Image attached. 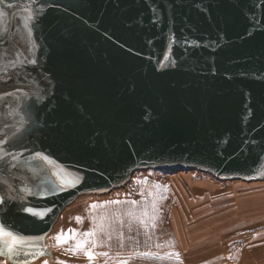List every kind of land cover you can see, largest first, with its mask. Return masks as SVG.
Returning <instances> with one entry per match:
<instances>
[{
	"label": "water",
	"instance_id": "obj_1",
	"mask_svg": "<svg viewBox=\"0 0 264 264\" xmlns=\"http://www.w3.org/2000/svg\"><path fill=\"white\" fill-rule=\"evenodd\" d=\"M149 169L264 182V0H0V257Z\"/></svg>",
	"mask_w": 264,
	"mask_h": 264
},
{
	"label": "rangeland",
	"instance_id": "obj_2",
	"mask_svg": "<svg viewBox=\"0 0 264 264\" xmlns=\"http://www.w3.org/2000/svg\"><path fill=\"white\" fill-rule=\"evenodd\" d=\"M243 182L197 170H138L125 187L81 196L66 208L47 239L53 261L35 264H184L185 253L199 256L206 236L218 230L209 224L240 212L264 215V182ZM61 232L70 238L58 242ZM0 264L10 263L0 257Z\"/></svg>",
	"mask_w": 264,
	"mask_h": 264
},
{
	"label": "crops",
	"instance_id": "obj_3",
	"mask_svg": "<svg viewBox=\"0 0 264 264\" xmlns=\"http://www.w3.org/2000/svg\"><path fill=\"white\" fill-rule=\"evenodd\" d=\"M256 183L260 182L252 184ZM239 214L238 218L228 217L222 224L218 220L214 225L209 224L218 230L206 236L207 242L202 239L200 244L205 243L199 247L206 249L199 256H189L190 251L185 253L184 264H264V229L257 231V227H264V215L256 217L255 212Z\"/></svg>",
	"mask_w": 264,
	"mask_h": 264
},
{
	"label": "snow or ice",
	"instance_id": "obj_4",
	"mask_svg": "<svg viewBox=\"0 0 264 264\" xmlns=\"http://www.w3.org/2000/svg\"><path fill=\"white\" fill-rule=\"evenodd\" d=\"M32 63H35V61H31ZM68 183H72L71 181H69ZM3 202V200H2V198H0V203H2ZM93 207H94V205H93ZM25 211H27V212H29V213H32L33 215H38V216H40V215H43L44 213H41V212H39V211H36V210H33V209H31V208H26V209H24ZM77 219H80L79 217L77 218ZM73 230H69V232H72ZM86 235H91V233H86ZM2 237H8L9 238V240H10V242H11V245L10 246H12V245H15L16 243H18V242H20V240H19V238H17L15 235H13L11 232H6V231H4L3 230V227L2 226H0V238H2ZM68 238H70L66 233H63V232H61L60 234H58V236H57V241L58 242H64L66 239H68ZM84 243H86V241L85 242H78V244H77V248H79V247H82L83 246V244ZM87 255L89 256V258H91L92 257V253H87ZM105 255H106V253H105ZM45 264H47V261H45Z\"/></svg>",
	"mask_w": 264,
	"mask_h": 264
}]
</instances>
